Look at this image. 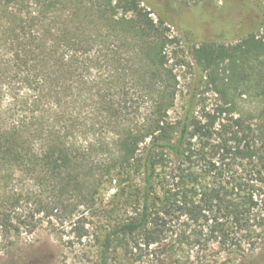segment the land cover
<instances>
[{"label":"trees","instance_id":"1","mask_svg":"<svg viewBox=\"0 0 264 264\" xmlns=\"http://www.w3.org/2000/svg\"><path fill=\"white\" fill-rule=\"evenodd\" d=\"M58 1L35 0L37 11L27 6L25 12L17 13L11 3L28 5L31 1L0 0V40L9 51L7 70L29 90L34 86L39 91L23 103L29 110L39 109L53 95L60 98L62 85L69 88L66 75L72 71L58 53L60 45L70 46L76 40L74 33L80 32L83 36L78 43L87 44L86 31L78 28L66 29L61 41L49 39L53 30L46 19ZM120 1L126 12H135L142 19L136 24L141 32L161 33L168 23L158 14L159 24H154L151 11L140 8L142 3L149 5L147 0ZM256 7L258 21L244 32L232 34L234 40H240L237 45L207 39L193 48L200 78L182 115L176 121L152 119L147 134L128 130L118 138V154H113L108 164L80 145L69 125L64 127L56 116L46 119L45 112L23 118L10 129L0 128V228L11 231L12 214L22 200H34L46 210L48 194L52 211L94 207L92 203L105 182L102 169L113 165L127 176L138 174L139 207L106 233L104 260L120 237L132 240L136 249L165 243L174 248L177 243L195 253H189V258L202 262L214 247L230 254L255 250L264 241V121L249 113L236 115L231 102L208 112L205 106L201 108L199 92L205 79L218 86L225 63L235 67L247 60L248 82L264 90V36L257 37L264 28V0H258ZM89 13L78 8L75 18ZM162 105L160 110L165 112L173 106ZM16 174L32 182L33 188L16 189ZM80 224L77 221L75 228L82 239L88 231L86 224Z\"/></svg>","mask_w":264,"mask_h":264},{"label":"rangeland","instance_id":"2","mask_svg":"<svg viewBox=\"0 0 264 264\" xmlns=\"http://www.w3.org/2000/svg\"><path fill=\"white\" fill-rule=\"evenodd\" d=\"M30 1L28 5L14 2L10 6L17 13L25 12L27 6L37 11L35 0ZM110 1L109 5L108 0H86L85 4L82 0H59L48 14L51 41H61L66 29L78 28L86 31L87 44L78 43L83 36L80 32L74 33L76 40L70 46L60 45L58 53L72 71L66 75L69 88L62 85L61 97L51 93L53 96L39 109L29 110L23 104L39 91L34 86L29 90L7 70L9 51L0 40V128L10 129L23 118L45 112L46 119L56 116L64 127L69 125L78 143L108 164L110 157L118 154V138L128 130L147 134L152 119L176 121L182 115L200 78L192 55L194 47L207 39L237 45L240 40H234L232 34L244 32L258 21V0H147L149 5L142 3L140 8L151 11L154 24H159L158 14L168 23L161 33L141 32L136 24L142 19L135 12H126L120 0ZM78 8L88 9L89 15L76 20ZM263 36L264 28L257 32L258 39ZM219 79L217 87L205 79L199 92L201 108L205 106L210 112L231 102L236 115L249 113L264 121V90L248 82V60L235 67L225 63ZM160 105L173 106L165 112ZM121 169L103 167L107 178L92 203L94 207L52 211L48 194L45 201L49 207L42 211L34 200H22L12 214L11 231L0 228V264H264V241L244 254L211 248L202 262L189 258V253H195L177 243L174 248L165 243L136 249L132 240L122 237L114 240L104 260L106 233L133 216L139 207L138 174L127 176ZM17 175L13 181L16 189L33 188L32 182ZM77 221L81 222L79 227L86 224L88 231L82 239L75 228Z\"/></svg>","mask_w":264,"mask_h":264}]
</instances>
